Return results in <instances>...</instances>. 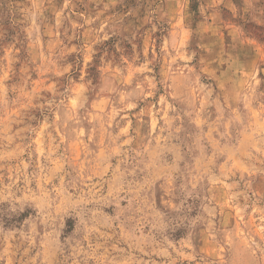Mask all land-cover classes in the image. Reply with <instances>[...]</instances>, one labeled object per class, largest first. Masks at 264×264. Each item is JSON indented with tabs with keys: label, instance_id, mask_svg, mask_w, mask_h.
<instances>
[{
	"label": "rangeland",
	"instance_id": "obj_1",
	"mask_svg": "<svg viewBox=\"0 0 264 264\" xmlns=\"http://www.w3.org/2000/svg\"><path fill=\"white\" fill-rule=\"evenodd\" d=\"M0 264H264V0H0Z\"/></svg>",
	"mask_w": 264,
	"mask_h": 264
}]
</instances>
